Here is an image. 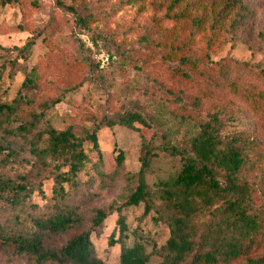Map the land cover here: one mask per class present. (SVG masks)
Masks as SVG:
<instances>
[{"label": "rangeland", "instance_id": "rangeland-1", "mask_svg": "<svg viewBox=\"0 0 264 264\" xmlns=\"http://www.w3.org/2000/svg\"><path fill=\"white\" fill-rule=\"evenodd\" d=\"M244 1L245 5L234 13V24H222L219 35L212 39L216 14L212 0H187L191 5L204 4L197 13L199 17L205 15L203 23L195 16L173 18L168 13V0H13L7 4L0 0V99H13L25 79L21 71L10 75L13 61L24 63L28 71L34 70L38 87L22 89V94L32 100L28 106L31 110L45 114L36 130L46 141L47 127H71L77 136L85 138L105 115L128 110L141 112L150 122V128L136 124L135 129L124 125L99 129L103 161L98 160L92 142L85 138L84 149L90 159L79 175L78 187L70 190L66 186L69 199L80 206L85 218L83 228L91 226L96 208L114 203L121 205L126 215L129 245L135 235L143 236L148 252L154 244L163 245L170 236L169 226L158 221L154 211L145 214L144 202L138 206L125 204L137 184L144 141L152 140L158 152L146 177L154 190L160 181L175 175L181 165L180 157L164 146L190 149V140L200 131L201 123L215 114L223 135L246 130L253 138V151L243 176L261 192L256 210L264 227V126L239 97L204 98L199 107L190 100L196 95L194 84L204 79L203 71L218 68L215 62L221 59L229 60L231 79L262 86L256 68L264 69V0ZM91 14L93 22L88 26L78 21L79 16ZM30 41L33 44L26 50ZM171 53L198 59L200 68L193 72L190 63L182 64L171 58ZM183 71L192 77L189 81L184 82ZM182 103L186 110L179 109ZM178 110L180 113L175 114ZM18 124L12 122L10 127ZM12 137L16 146L9 155L0 152V171L26 174L35 156L20 135ZM120 152L124 153L121 165L116 159ZM254 160L259 162L251 167ZM48 175L42 178L43 194L36 191L25 201L26 205H40L38 211L55 201L54 181ZM32 180L38 181L36 176ZM4 205L0 201V220L10 225L6 219L15 216ZM21 214L26 216L25 212ZM204 218L197 216L198 221ZM117 219L115 211L92 234L96 256L110 264L120 260L121 244H109L115 230V237L119 235ZM66 239V234L51 235L46 243L58 246ZM256 253L264 254V249ZM160 261L153 255L147 264ZM0 264L32 263L26 257L5 254L0 246Z\"/></svg>", "mask_w": 264, "mask_h": 264}, {"label": "trees", "instance_id": "trees-1", "mask_svg": "<svg viewBox=\"0 0 264 264\" xmlns=\"http://www.w3.org/2000/svg\"><path fill=\"white\" fill-rule=\"evenodd\" d=\"M1 1L7 4L13 0ZM167 5L173 18L195 16L199 23L204 22L205 15H197L204 6L202 3L191 5L187 0H168ZM244 5V0H212L216 13L211 25L212 39L219 35L222 24H234V13ZM78 21L88 26L93 22L92 14L79 16ZM32 44L30 41L24 48L29 50ZM169 56L179 59L182 64L190 63L193 72L200 68L198 59L184 55L178 57L172 53ZM215 64L218 68L208 67L203 73L201 71L204 79L194 84L196 95L190 97L192 103L199 107L204 98L239 97L264 126V69L256 68L261 79L260 87L231 79L229 60L221 59ZM3 66L6 67L5 64ZM13 67L10 75L13 77L21 71L25 79L13 99H0V152L9 155V150H14L17 143L12 136L20 135L36 161L26 174L10 175L0 171V201L5 203V208L9 206L15 216L6 219L10 225L0 220V246L5 254L26 257L32 264H110L96 256L92 234L117 211L119 235L115 237V230L109 244H121L118 264H147L153 255L161 258L158 264H264V254L256 253L264 249V227L256 210L261 192L256 184L243 176L254 146L248 131L223 135L220 120L215 114L210 121L201 123L200 131L190 140V149L164 146L172 155L180 157L181 165L175 175L160 181L154 190L146 177L158 152L152 140L144 141L137 184L125 204L138 206L144 202L145 214L154 211L157 220L170 228L167 241L161 246L154 244L152 251L148 252L142 235H135L131 245L127 243L130 227L121 205L112 203L96 208L91 226L83 228L85 218L80 206L69 199L70 191L66 187L68 185L70 190L78 187L79 175L90 159L84 149L85 138L92 142L98 160L103 161L99 129L115 125L135 129L138 128L136 124L150 128L148 119L135 110L105 115L85 138L77 136L71 127L58 130L50 126L46 128V141L36 130L45 114L31 110L28 106L32 105V100L25 99L22 94V89L38 87V76L17 60L13 61ZM181 75L184 82L192 78L186 71ZM185 108L184 103L179 105V109ZM181 118L184 120L185 115L182 114ZM12 122L19 124L10 127ZM116 159L121 165L124 153L120 152ZM52 160H55L54 164ZM258 162L254 160L250 166L254 167ZM47 172L54 181L52 197L55 201L44 211H38L40 205H26L25 201L30 200L36 191L43 194L42 178ZM34 176L38 180L35 183L32 180ZM24 206L33 210L29 211ZM22 212L26 216L22 217ZM199 215L207 218L198 221ZM57 234L67 235L63 244L46 243L49 236Z\"/></svg>", "mask_w": 264, "mask_h": 264}]
</instances>
